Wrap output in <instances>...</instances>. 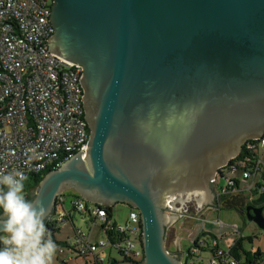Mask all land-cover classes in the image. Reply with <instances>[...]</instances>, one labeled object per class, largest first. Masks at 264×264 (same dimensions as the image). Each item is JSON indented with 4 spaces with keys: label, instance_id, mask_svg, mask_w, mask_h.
<instances>
[{
    "label": "water",
    "instance_id": "water-1",
    "mask_svg": "<svg viewBox=\"0 0 264 264\" xmlns=\"http://www.w3.org/2000/svg\"><path fill=\"white\" fill-rule=\"evenodd\" d=\"M48 18L49 50L82 68L89 128L85 154L35 189L49 232L74 188L139 211L141 264H183L166 247L179 213L164 209H208L210 179L264 136V0H53ZM263 209L248 214L262 229Z\"/></svg>",
    "mask_w": 264,
    "mask_h": 264
},
{
    "label": "built area",
    "instance_id": "built-area-1",
    "mask_svg": "<svg viewBox=\"0 0 264 264\" xmlns=\"http://www.w3.org/2000/svg\"><path fill=\"white\" fill-rule=\"evenodd\" d=\"M52 4L53 0H0V170L21 171L26 177L57 169L77 152L85 154L89 140L79 83L82 68L49 50L47 38L54 31L48 18ZM29 147L37 148L39 159L28 160L25 150ZM232 159L213 177L218 207L232 196L250 201L264 194V136L244 142ZM236 172H241V178L228 177ZM64 204V195L59 194L49 222L72 219ZM71 207L89 216L91 228L99 225L106 239L91 242V231L76 228L74 244L56 243L60 264H69L71 259L65 255L66 248L85 259L84 264H105L99 253L105 247L142 260V221L136 208L125 223L118 224L112 223L104 207L89 206L82 197L72 196ZM237 230L238 237L228 249L220 245L217 234L204 230L209 233V257H201L206 242L200 238L191 243L186 253L193 259L188 257L185 264H240L231 253L242 237Z\"/></svg>",
    "mask_w": 264,
    "mask_h": 264
},
{
    "label": "rangeland",
    "instance_id": "rangeland-1",
    "mask_svg": "<svg viewBox=\"0 0 264 264\" xmlns=\"http://www.w3.org/2000/svg\"><path fill=\"white\" fill-rule=\"evenodd\" d=\"M228 177L241 178V172L229 173ZM225 181L226 180L224 178L221 182L224 184ZM241 183L244 184L242 181ZM74 193H77L74 188L65 189L61 193L64 195V208L70 211L72 219L69 217L66 221H59L56 223V228L58 229L56 231V238L60 241H66L73 244L76 241V228L81 227L83 231L86 232H89L91 228L89 216L81 212L74 211L71 207V197ZM179 206L180 204L176 202L175 207L179 208ZM130 211L131 208L128 204L116 202L113 206V216L111 219L112 223H125L129 218ZM174 212L176 211L167 208L164 209V213L167 215H172ZM187 213L195 214V216L181 217L177 222L179 232L183 238L181 243L182 251H187L188 253V240L193 239V237L204 230L217 234L220 237V245L223 248L228 249L236 241L238 237L237 228H239L243 237V249L252 252H257L260 249L264 252V229L260 228L253 220H251L247 213H244L237 208H221L219 210L202 208L195 213L190 205ZM54 216L55 214L52 215V217ZM217 221H219V224L216 223ZM93 230L92 240L94 242L106 239V233L99 225H95ZM166 233V247L169 251L171 250L172 253V251L176 250V248H174V244L177 243L176 236L178 234L174 233L172 223L166 227ZM100 252L105 258V264H108L110 259L115 261L114 264H134L133 261L126 260L124 255H122L118 249L114 247L101 248ZM240 252L244 256L243 252ZM65 255L67 257H71L69 264L85 263V259L76 256L68 248L65 249ZM209 255L210 252L208 250H203L201 253V257H203L204 260L207 259ZM89 259H91V257H89ZM189 259H193V257H189ZM55 264H60L58 254L56 255Z\"/></svg>",
    "mask_w": 264,
    "mask_h": 264
},
{
    "label": "clouds",
    "instance_id": "clouds-1",
    "mask_svg": "<svg viewBox=\"0 0 264 264\" xmlns=\"http://www.w3.org/2000/svg\"><path fill=\"white\" fill-rule=\"evenodd\" d=\"M25 156L40 158L36 147ZM26 180L21 171L0 170V264H55L58 245L45 224L46 209L26 198Z\"/></svg>",
    "mask_w": 264,
    "mask_h": 264
},
{
    "label": "trees",
    "instance_id": "trees-1",
    "mask_svg": "<svg viewBox=\"0 0 264 264\" xmlns=\"http://www.w3.org/2000/svg\"><path fill=\"white\" fill-rule=\"evenodd\" d=\"M235 160H236L235 158L232 159L231 163H233ZM47 173H48V171H46L42 174H33V175H30L29 177H27V180L25 182V190L28 191V194L26 195L27 199L33 200L36 187L38 186L41 179ZM72 196L80 197V195L78 193H74ZM250 202L254 203L255 205H258V204L264 205V194H261L259 197L253 198L252 200H250ZM87 204L89 206L95 205L97 207H104L106 209L109 217L112 219L113 206H104V205H100V204L95 203V202H88V201H87ZM131 209H133V208L131 207ZM0 216H3L2 210H0ZM48 223H50L49 229H50V234H51L52 239L57 244H68L66 241H60L56 238V231L58 230L56 228V224L53 222H49V221H48ZM208 235H209L208 232L201 231L200 233H198L196 235V237L194 239V242L198 243V240L200 238H204V241L206 242V246L202 247L203 250H208V245H209V240L207 239ZM242 240H243V237L239 238L236 242V245H234L231 248V253L240 262V264H261L258 262V260H260V259H262L264 262V252H262L260 249L257 252L247 251V250L243 249ZM240 251L243 252L244 256L241 254ZM125 259L133 261L134 264H141L140 261L132 259V258L125 257ZM114 262L115 261L112 259L111 264H114Z\"/></svg>",
    "mask_w": 264,
    "mask_h": 264
},
{
    "label": "flooded vegetation",
    "instance_id": "flooded-vegetation-1",
    "mask_svg": "<svg viewBox=\"0 0 264 264\" xmlns=\"http://www.w3.org/2000/svg\"><path fill=\"white\" fill-rule=\"evenodd\" d=\"M209 194L211 195V202L207 205L208 209H215V210H219L221 208H224V207H218V201L216 200V185L211 181L210 179V183H209ZM243 196H232L230 199H226V200H230L229 202L227 203H222V204H227L225 206H231L233 205V208H237L238 210H241L242 212L244 213H247L249 215H252V210H251V207H263L264 208V205H255L254 203L250 202L249 200L245 199V197H243L245 199V203L243 204V202L240 200V198H242ZM194 200H196L194 197H192ZM179 201V200H178ZM131 208V206H130ZM176 212H174L172 215L175 216L176 213H180L179 214V217L178 219H174L172 225H173V231L174 233H178L179 229H178V226H177V222L178 220L181 218V217H188V216H195V214H190V213H187L188 210H184V211H178V210H175ZM264 211V209H263ZM197 216V215H196ZM166 236H167V233H166ZM171 252V250H170ZM172 253L174 255H176L180 260H182L183 264H185V259L188 258L187 256V253L182 251L181 249H176L175 251H172Z\"/></svg>",
    "mask_w": 264,
    "mask_h": 264
},
{
    "label": "crops",
    "instance_id": "crops-1",
    "mask_svg": "<svg viewBox=\"0 0 264 264\" xmlns=\"http://www.w3.org/2000/svg\"><path fill=\"white\" fill-rule=\"evenodd\" d=\"M69 211V210H68ZM70 216H71V213H70ZM92 225V224H91ZM81 228V227H80ZM82 229V228H81ZM83 230V229H82ZM90 231H91V242H94L93 240H92V236H93V232H94V230H93V228H90ZM89 231V232H90ZM196 237V236H195ZM195 237H193V239H189L188 240V250H189V247H190V245H191V243L194 241V239H195ZM176 240H177V243H175L174 244V248H178V249H181V243H182V240H183V238H182V235H181V233L178 231V234H177V236H176ZM101 250H99V253L101 254V252H100ZM185 252H187V251H185Z\"/></svg>",
    "mask_w": 264,
    "mask_h": 264
}]
</instances>
